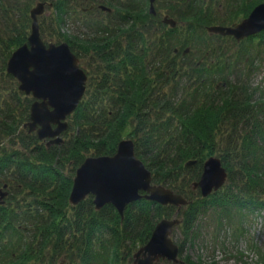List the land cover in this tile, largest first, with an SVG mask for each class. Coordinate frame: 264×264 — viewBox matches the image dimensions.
<instances>
[{"label":"trees","instance_id":"trees-1","mask_svg":"<svg viewBox=\"0 0 264 264\" xmlns=\"http://www.w3.org/2000/svg\"><path fill=\"white\" fill-rule=\"evenodd\" d=\"M256 1L238 12L236 0H155L151 14L149 0H39L52 5L46 6L48 24L38 19L43 42L66 43L88 78L62 141L48 146L23 127L33 98L6 73L11 53L27 43L30 10L38 2L0 0V264L133 260L175 206L140 199L121 216L110 204L96 210L91 195L75 206L69 202L80 164L114 155L124 139L133 141L154 184L189 201L177 214L184 233H194V221L209 207L225 219L264 210V151L258 148L264 143V58L257 51L264 31L236 41L207 30L239 23ZM165 16L176 21L174 28ZM211 156H218L227 178L203 198L192 184ZM189 161L195 163L188 167Z\"/></svg>","mask_w":264,"mask_h":264},{"label":"water","instance_id":"water-1","mask_svg":"<svg viewBox=\"0 0 264 264\" xmlns=\"http://www.w3.org/2000/svg\"><path fill=\"white\" fill-rule=\"evenodd\" d=\"M149 2V11L155 14V0ZM43 11V3L30 10L31 27L27 43L11 53L6 62V73L17 80L20 92L33 98L29 120L23 127L28 132L35 131L38 139L48 140L49 146L62 141L61 135L68 127L66 118L83 99L88 78L66 43L43 42L38 22ZM163 22L172 28L176 26V21L168 16ZM207 30L212 34L231 36L236 41L255 36L264 31V2L257 4L247 17L233 26L216 25ZM194 163L189 161L186 166ZM226 178L220 159L211 156L204 162L201 176L192 184V189H199L201 196L206 198L219 190ZM89 195L93 196L96 210L110 204L121 216L128 204L140 199L161 206H175L173 217L160 220L148 242L134 253L133 264L182 263L179 246L171 236L174 228L182 223L177 218L178 212L189 201L183 195L153 183L152 173L136 156L132 140L120 141L112 156L86 158L76 169L69 202L75 206Z\"/></svg>","mask_w":264,"mask_h":264},{"label":"rangeland","instance_id":"rangeland-1","mask_svg":"<svg viewBox=\"0 0 264 264\" xmlns=\"http://www.w3.org/2000/svg\"><path fill=\"white\" fill-rule=\"evenodd\" d=\"M38 1L36 0V2ZM251 1L254 0H236L237 3H240L237 6L238 12L245 10L244 8ZM263 1L257 0L256 3ZM42 18L48 24L51 19L50 11H45L40 20ZM0 28L2 29V27ZM53 30H57L55 26L50 29V31ZM50 42L56 43L53 40ZM262 44L257 48L261 59L264 58V42ZM0 65H3L1 59ZM252 79L254 80L251 81L252 86H256L254 84L260 79V75L257 73ZM2 96L9 97V94L5 91ZM257 121L261 123L258 119ZM223 146H219L218 149ZM258 148H260V152L264 151V143L260 144ZM260 161L264 162V155L260 157ZM193 197L197 198V196ZM233 210L237 211V208L233 207ZM219 213L220 210L216 211L209 207L205 213L200 214L194 221V233L192 230L184 233L182 227L175 228L173 240L182 250L180 258L184 261L186 257H190L192 260L199 259L202 264H261L264 261V210L254 214H249L248 211L231 213L229 219L221 218ZM129 260L125 259L119 263L133 264L132 258Z\"/></svg>","mask_w":264,"mask_h":264},{"label":"flooded vegetation","instance_id":"flooded-vegetation-1","mask_svg":"<svg viewBox=\"0 0 264 264\" xmlns=\"http://www.w3.org/2000/svg\"><path fill=\"white\" fill-rule=\"evenodd\" d=\"M38 3H40V2H38ZM37 3V4H38ZM43 4H44V11H43V13H42V15H44V13H45V11H46V8L48 7V8H50L52 5L51 4H49V3H44L43 2ZM47 6V7H46ZM80 6H83V4H80ZM84 10V9H83ZM42 15H40L39 17H41ZM242 41V40H241ZM176 212V211H175ZM161 263H164V264H169V263H167V262H165V261H161ZM182 263H183V261H182ZM182 263H180V264H182Z\"/></svg>","mask_w":264,"mask_h":264}]
</instances>
